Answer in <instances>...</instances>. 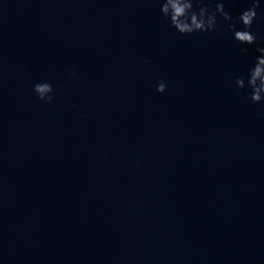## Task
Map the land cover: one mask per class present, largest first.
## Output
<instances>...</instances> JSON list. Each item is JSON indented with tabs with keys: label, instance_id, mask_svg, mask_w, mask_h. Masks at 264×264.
<instances>
[{
	"label": "clouds",
	"instance_id": "9594fccd",
	"mask_svg": "<svg viewBox=\"0 0 264 264\" xmlns=\"http://www.w3.org/2000/svg\"><path fill=\"white\" fill-rule=\"evenodd\" d=\"M195 5V7H194ZM260 7L259 0H251V7L243 11L237 18L225 11L224 3L218 2L214 10L209 9L204 4V0H162L161 13L170 20L171 26L180 34H192L194 32H211L217 29V16L224 21H231L227 25L229 31H232L233 37L241 44L252 45L256 43V35L249 31L254 20L257 18V9ZM243 25V29L237 30L236 22ZM260 56L256 58L253 67L245 77L240 76L235 80V84L240 89H251L249 94L253 103L264 102V47L258 48ZM167 85L161 81L157 85V92L163 93ZM33 91L38 98L45 103L53 99V87L48 82L36 83Z\"/></svg>",
	"mask_w": 264,
	"mask_h": 264
}]
</instances>
